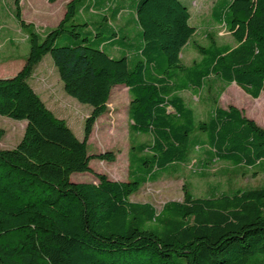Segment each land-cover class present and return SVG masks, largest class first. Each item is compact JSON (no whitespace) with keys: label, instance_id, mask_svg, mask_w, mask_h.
<instances>
[{"label":"trees","instance_id":"1","mask_svg":"<svg viewBox=\"0 0 264 264\" xmlns=\"http://www.w3.org/2000/svg\"><path fill=\"white\" fill-rule=\"evenodd\" d=\"M19 1L13 16L28 54L16 74L0 78V116L26 124L15 147L0 148V264H264V187L194 197L183 185L182 201L159 211L129 200L198 150L203 166L219 160L264 172L263 128L213 96L205 120H197L180 95L198 93L212 78L254 99L264 91V0H219L211 19L234 45L207 33L208 44L196 45L200 58L188 66L180 52L195 28L179 0H133L132 60L101 47L114 38L125 45L109 23L114 12L90 32L97 22L82 17L86 0H70L58 24L40 35L22 19ZM46 54L64 92L92 107L81 140L27 82ZM116 85L130 96V131L148 140H132L126 181L94 173L95 182H71L72 174L90 172L91 159L114 160L111 152L88 155L87 140ZM254 107L264 109L263 96Z\"/></svg>","mask_w":264,"mask_h":264},{"label":"rangeland","instance_id":"2","mask_svg":"<svg viewBox=\"0 0 264 264\" xmlns=\"http://www.w3.org/2000/svg\"><path fill=\"white\" fill-rule=\"evenodd\" d=\"M204 1L197 0L193 4L192 0H188V4L192 8L190 24L196 28V31L180 52V60L186 66L200 58L196 45L206 46L208 44L207 33H212L219 44L234 45L226 28L213 22L210 17L211 5L210 3L202 5ZM63 3L64 0H56L54 4L47 0H20L21 17L26 23L32 24L36 32L44 35L47 30L55 26L57 17L54 16L55 18L49 20L48 17H45L46 14L50 12V14L56 15L66 5ZM196 7L199 9L198 12L193 11L196 10ZM88 9L89 7L86 6L85 11L84 9L81 11L82 17L85 15L89 20L97 22L96 25H91L90 32L96 28H102L104 25L102 17L111 15L110 10L100 8L97 10L98 12L93 11V15L88 16ZM128 9L130 10V8ZM13 12L14 0H0V78H10L16 74L28 54L26 34L17 24ZM128 13L126 16H122L120 21L112 22V18H110L111 27L115 32L118 31L120 39L124 40V47L120 45L119 41L115 45H106V47L103 42L101 47L110 54L119 48L112 53L114 57L119 58L125 55L129 60H132L137 55L133 46L138 43L136 38L138 27L134 22L133 10L131 11L133 15L129 11ZM77 18H80L79 14ZM106 36L107 33L104 31L105 39ZM64 37L58 38V45L65 44ZM27 82L53 115L64 120L75 137L81 140L84 120L90 114L92 107L79 103L64 92L56 68L48 54L34 68ZM180 95L194 110L197 120H205L212 106L208 97L213 96L217 98V105L220 108L226 109L228 106H234L241 111L243 116L253 120L264 129V109L254 107L256 100L264 97V91L254 99L234 83L226 85L212 78L198 93L185 90ZM129 100L130 96L125 86L116 85L113 87L106 104L107 110L96 119L87 140L88 155L111 152L114 155V160L91 159L89 162L90 172L72 174L71 182H95L94 173L103 174L112 181L127 180L128 151L132 140L135 143L148 140L147 136L134 134L129 129L130 121L127 116ZM25 124L24 120L19 121L0 116V148L15 147L22 138ZM203 159L204 154L201 150L194 152L187 163L173 166L168 171L161 173L156 180L142 184L136 192L130 195L129 200L150 203L156 211H159L162 205L168 201H182L183 185H186L194 197H207L211 194L232 193L239 189L264 187V172L260 170L234 166L219 160H214L210 165L203 166L201 164Z\"/></svg>","mask_w":264,"mask_h":264},{"label":"crops","instance_id":"3","mask_svg":"<svg viewBox=\"0 0 264 264\" xmlns=\"http://www.w3.org/2000/svg\"><path fill=\"white\" fill-rule=\"evenodd\" d=\"M68 1H70V0H64V3L63 4H66ZM183 5L185 4V6L188 8V11H189V13H190V19H189V24H190V21L192 20V11H191V9L192 8H190V6H189V4H188V0H179ZM195 1H197V0H192V3L193 4H195ZM218 1L219 0H211V1H209L208 2V0H205L204 2H203V4L202 5H204V4H208V3H210V5H211V7H210V17H211V11H212V7L214 6V5H217L218 4ZM55 3V2H54ZM53 3V4H54ZM133 5V0H87V2H86V6H88L89 7V9H88V16H90V15H93L92 13H94L93 11H95V12H98L97 10L98 9H100V8H104L103 10H110V12H114V16H113V18H112V22H116L117 20L118 21H120V20H122V16H126V14L128 13V11L131 13V9L129 10L128 8L130 7V6H132ZM94 9V10H93ZM85 11V10H84ZM193 11H196V12H198L199 11V9H197V7H196V10L194 9ZM64 12H65V6H63V8H61L60 9V11L56 14V15H54V14H50V12H48L47 14H46V18L48 17L49 18V20H51L52 18H55L54 16H57L56 17V21H55V26L58 24V22L61 20V18L63 17V15H64ZM129 14V13H128ZM132 14V13H131ZM116 15H117V17H116ZM133 15V14H132ZM85 16V15H84ZM83 16V18L84 19H87V20H89L86 16L84 17ZM106 17V16H105ZM45 18V19H46ZM132 20H133V18H132ZM134 20H135V17H134ZM110 25H111V20H110ZM191 25V24H190ZM192 26V25H191ZM194 27V26H193ZM195 28V27H194ZM48 31V30H47ZM195 31H196V28H195ZM195 33V32H194ZM116 42H117V39L116 38H114V39H108V40H105L104 41V46L106 47V45H109V46H112V45H115L116 44ZM103 46V47H104ZM104 49V48H103ZM111 49V48H110ZM116 50H119V48H117ZM116 50H114L113 52H115ZM106 51V50H105ZM112 52V53H113ZM108 53V52H107ZM112 53L110 54V53H108L111 57H114L113 55H112ZM116 58V57H115Z\"/></svg>","mask_w":264,"mask_h":264}]
</instances>
